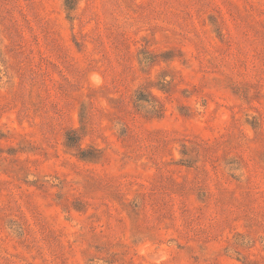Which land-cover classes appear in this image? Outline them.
Masks as SVG:
<instances>
[{
    "label": "rangeland",
    "instance_id": "1",
    "mask_svg": "<svg viewBox=\"0 0 264 264\" xmlns=\"http://www.w3.org/2000/svg\"><path fill=\"white\" fill-rule=\"evenodd\" d=\"M0 264H264V0H0Z\"/></svg>",
    "mask_w": 264,
    "mask_h": 264
}]
</instances>
